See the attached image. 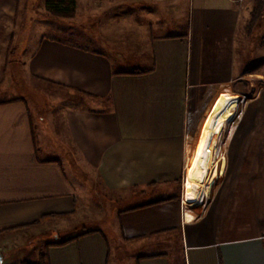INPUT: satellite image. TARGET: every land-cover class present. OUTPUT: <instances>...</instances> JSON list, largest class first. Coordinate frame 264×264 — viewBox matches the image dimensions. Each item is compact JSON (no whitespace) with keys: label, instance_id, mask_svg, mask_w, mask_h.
Segmentation results:
<instances>
[{"label":"crops","instance_id":"crops-1","mask_svg":"<svg viewBox=\"0 0 264 264\" xmlns=\"http://www.w3.org/2000/svg\"><path fill=\"white\" fill-rule=\"evenodd\" d=\"M128 2L132 13H113ZM76 3L85 37L71 29L79 22L48 14L45 0H0V81H15L21 53L24 81L80 92L39 132L24 99L0 101V253L32 239L78 237L48 248L49 264H122L121 256L126 264H264V67L251 71L241 61L248 7L240 0ZM238 98L243 124L227 143V193L211 217L188 221L214 190ZM47 123L64 147L49 158ZM190 166L185 198L169 200ZM95 196L139 202L115 208L95 228Z\"/></svg>","mask_w":264,"mask_h":264},{"label":"rangeland","instance_id":"rangeland-1","mask_svg":"<svg viewBox=\"0 0 264 264\" xmlns=\"http://www.w3.org/2000/svg\"><path fill=\"white\" fill-rule=\"evenodd\" d=\"M35 1L38 2L39 0H35ZM240 1L241 2L243 1V3L246 5V7H248V10L250 12V18L248 20L246 36L244 39H240V43H239L241 61L243 62L244 67H246L248 70L262 71L264 67V0H240ZM131 3L132 2H128V4L127 3L123 4L121 7L118 6L115 9H112V11H114L113 13H132L135 7L133 5H129ZM258 9L260 11V17L258 21L255 23V25L252 26L251 30H249V24L252 21L253 14L257 12ZM63 20H64V23H70L72 21H75L73 23H78L80 21V18L78 20L76 19H73V20L63 19ZM84 23L83 21H81L79 22V25L73 24L71 29L74 30L75 32H78L79 33L78 35L80 34L82 35L81 32L83 31V25H85ZM63 28L66 29L65 24ZM82 37H85V36L82 35ZM26 40L27 38H24V41H25L23 43L24 45L26 44ZM100 40H102V38ZM10 56L11 55L8 54V57ZM10 58H12V56ZM14 58H16V62L14 61L16 64L15 65V70H16L15 71V81H0V101L24 99L26 101V104L29 106V109L32 111L33 119L35 122V127H36L37 132H39L40 128L42 127L43 122L46 120H49V116H51L50 113H53L55 111L53 115H57V113L60 110H62L64 107H67L72 104V100H71L72 98L70 97L73 94L78 95L80 94V92L72 91L68 87L58 85L53 81H44L41 78H34L30 81H24L23 72L21 70V67L18 64L19 60H21V53L14 54ZM74 97L75 98H73V102L77 103L76 105L78 104L86 105L85 100L82 102L79 98H77V96H74ZM107 101L108 100H105L104 103L106 104ZM99 102H102V101L99 100ZM242 105H243L242 100L238 98V102L236 104V110H235V114H237V116L234 119L229 120L230 124L227 127H230V131L224 136L223 148H222V151H220L219 161L216 164V170H217L216 173L218 172V175L220 174L218 176L219 181H217L216 188L213 190L211 197L208 200L207 205L205 206L204 210L200 211L199 213H196L195 215H188V214L186 215L188 221H198L199 219H205V218L211 217L216 208L215 206L216 198L220 195L222 191L224 192V195L225 193H227L226 188H227V185H229L228 179H230L228 178L230 167L229 165H227V158L229 156L230 149H227L228 147L227 143L231 142L236 137V134H232L233 129L236 128L238 125L243 124L242 123L243 117L241 115ZM54 119L57 120L58 119L57 116H55ZM46 126H47L45 130L46 142H47V145L51 147L52 149L51 150L52 152H46V156H48L49 158L51 157L52 153H55L54 149L59 150L60 147L62 148L64 147L62 146L61 142H59L61 138L55 135V133H57V128L53 127L51 128L52 130H50L48 123L46 124ZM202 128H203V125L202 127H200L201 134H202ZM201 134L199 138V143H200V139L202 136ZM191 167L192 166H190L187 169L186 173H184L183 181L175 184V189H176L174 190L175 195L172 199H169V200L178 201V200L185 198L184 186H186L187 173L190 171ZM77 173L80 178H83V180L85 179L84 181H86V177L83 175L82 177L80 175L82 174L81 170L78 169ZM92 200L94 202V204H92L94 205L92 219L95 220L94 222L95 224L93 223L92 225L95 226V228L97 227L103 228V225H106L104 223H107L111 219V217L114 215L115 208L122 210V209L130 207L131 204H137L139 202L138 199H134L130 203H127V202L118 203L119 200L121 199H108V198H103L100 196H95L92 198ZM113 200L115 201V203L113 202ZM227 216L228 215H226V217ZM242 216L244 217L245 215H242ZM81 229L85 230L86 228H81ZM50 239H51V236L47 237V243ZM47 243L45 239H42V240L37 239L36 241L32 239L28 246L23 247V248L14 247L13 251L11 250L8 252L4 251V253H1V255H2V258L8 259L9 257H11L10 262L6 264H11V263L18 264L21 261L24 262V261L32 260L33 258H35L39 250H40V254L44 252L46 249ZM121 257H123L122 264H126L125 256H121Z\"/></svg>","mask_w":264,"mask_h":264},{"label":"trees","instance_id":"trees-1","mask_svg":"<svg viewBox=\"0 0 264 264\" xmlns=\"http://www.w3.org/2000/svg\"><path fill=\"white\" fill-rule=\"evenodd\" d=\"M32 3L35 2V0H31ZM45 6L48 14L62 18L65 20H73L76 18V9H77V3L76 0H45ZM260 17V11L258 9L257 12L253 14V18L251 23L249 24V30H251L252 26L255 25V23L258 21ZM140 207H136L133 209H137ZM95 231H87L85 234L93 233ZM78 239V237L66 239V240H59L54 239L52 241H49L46 244V249L44 252H42L39 255V259L37 262L32 263L29 261L22 262L21 264H49L48 255L46 253L47 249L50 247H58V246H64L74 240Z\"/></svg>","mask_w":264,"mask_h":264},{"label":"bare ground","instance_id":"bare-ground-1","mask_svg":"<svg viewBox=\"0 0 264 264\" xmlns=\"http://www.w3.org/2000/svg\"><path fill=\"white\" fill-rule=\"evenodd\" d=\"M230 131V127H228V128H226V130L224 131V134H223V142H222V148H223V144H224V136H225V134H227L228 132ZM228 136V135H227ZM228 139V138H227ZM230 140V139H229ZM232 140V139H231ZM225 141H227V140H225ZM229 143H231V142H229ZM227 147V146H226ZM229 147V146H228ZM227 147V148H228ZM224 150V149H223ZM225 152V151H224ZM226 153V152H225ZM227 153H229V152H227ZM224 154V153H223ZM222 160V159H221ZM222 162V161H221ZM221 164H223V163H221ZM222 166V165H221ZM218 169V168H217ZM219 171V170H218ZM220 172H221V170H220ZM219 172V173H220ZM220 175V174H219ZM218 172L216 173V177H215V180H214V184H213V186H214V189L216 188V184H217V181H219V179H218ZM188 183V181L186 182V184Z\"/></svg>","mask_w":264,"mask_h":264},{"label":"water","instance_id":"water-1","mask_svg":"<svg viewBox=\"0 0 264 264\" xmlns=\"http://www.w3.org/2000/svg\"><path fill=\"white\" fill-rule=\"evenodd\" d=\"M2 262H3V258H2V255L0 253V263H2Z\"/></svg>","mask_w":264,"mask_h":264}]
</instances>
